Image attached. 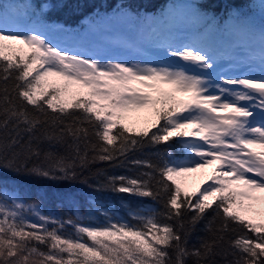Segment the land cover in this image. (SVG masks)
Wrapping results in <instances>:
<instances>
[{
  "label": "snow or ice",
  "instance_id": "6c2138e0",
  "mask_svg": "<svg viewBox=\"0 0 264 264\" xmlns=\"http://www.w3.org/2000/svg\"><path fill=\"white\" fill-rule=\"evenodd\" d=\"M51 7L0 6V264H216L221 254L233 256L227 264H264V222L243 214L255 211L260 198L253 193H264V0L259 23L251 8L230 9L221 25L215 14L190 7L188 20L198 31L188 43L160 31L175 19L171 11L141 16L121 4L112 17L89 25L96 31L113 21L135 22L140 40L118 45L142 56L147 30L158 59L61 48L46 33L67 30L41 18ZM216 33L244 52L229 69L209 42ZM141 119L148 127L127 123ZM170 141L183 159L167 150L159 164L136 159L131 163L147 171L110 176L102 185L162 204V210L130 211L135 223L107 213L102 225L60 220L24 202L4 180L5 172L75 180L77 169L115 164L145 146L170 148ZM213 165V182L202 191L182 188L185 173ZM209 210L208 235L190 248L189 237ZM230 232L232 251L221 253Z\"/></svg>",
  "mask_w": 264,
  "mask_h": 264
},
{
  "label": "trees",
  "instance_id": "16d2710c",
  "mask_svg": "<svg viewBox=\"0 0 264 264\" xmlns=\"http://www.w3.org/2000/svg\"><path fill=\"white\" fill-rule=\"evenodd\" d=\"M184 1L187 0H0V6L18 5L23 8L24 5L32 4L36 5L38 11L42 3H50L52 7L43 13L41 17L45 24L53 26L58 24L66 30H81L80 32L85 38L88 37L93 40L98 35H102L109 25H117L120 21H113L96 31L90 30L89 25L98 17H112L121 4H125L133 13L139 12L141 16L151 14L162 17L163 14L172 11V8ZM190 1L193 2L194 8L215 14L218 23L221 25L226 22V15L230 9H242L245 13H248L251 8L255 13L254 19L259 23V0ZM132 26L135 27L136 25ZM164 31L174 35L172 26L169 29L164 26ZM105 47H108V45ZM128 124L137 130L148 127V124ZM155 130V128H152L150 132ZM176 139L179 138H173V140ZM92 140L95 141V137H92ZM169 143L172 144L170 148L165 145L145 146L129 153L126 159L121 157L115 164L92 163L85 169H77L79 175L75 180L36 178L27 174L17 175L11 172L3 174L4 180L10 188H15L19 192L24 202L35 203L41 213L60 220L80 217L83 218L85 224L102 225L107 222L104 215V213H107L113 220L121 218L135 223L129 216L130 211H137L149 206L162 210V204L156 203L150 198L113 192L109 188H103L102 185L108 183V177L110 176L132 177L147 171L145 168L133 165L131 163L133 160H150L154 164H159L161 162L159 155L166 150L171 151L176 158L184 156L178 145L171 141ZM58 151L62 155L68 154V150L65 148H60ZM41 161L42 158L41 160H33L29 166H31V163H41ZM213 214L212 210H209L206 219L201 221L191 233L188 240L190 248L199 246L200 240L208 235L206 225L212 219ZM187 218L185 217L186 220ZM30 219L35 220L36 218L30 217ZM66 231L71 233L73 230L68 226ZM234 235L231 232L226 235L225 242L219 249L221 253H231L232 250L228 246V240ZM232 259L231 254L227 256L221 254L215 258L216 264H227V261ZM188 264H194V261L189 259Z\"/></svg>",
  "mask_w": 264,
  "mask_h": 264
},
{
  "label": "rangeland",
  "instance_id": "374dc122",
  "mask_svg": "<svg viewBox=\"0 0 264 264\" xmlns=\"http://www.w3.org/2000/svg\"><path fill=\"white\" fill-rule=\"evenodd\" d=\"M6 2V1H5ZM194 7L192 1L187 0L177 4L175 8H172V13L175 14V19L171 24L160 25V31H164V26L171 28L178 40H182L184 43L190 42L191 36L198 31V28L189 23L188 9ZM148 16L160 18L158 15L146 14ZM226 23V22H225ZM223 23V24H225ZM136 25L135 27L132 25ZM54 26H59L58 24ZM60 27V26H59ZM81 31V30H80ZM79 30H67L66 32H49L46 33L53 43L59 45L61 48L70 51H80L85 54H95V52H108L110 55L118 58L131 59L136 56L137 59H158L159 50L155 47V38H148L147 30H145V38L142 44L143 55H137L135 51L127 48L120 47L118 42L120 41H137L141 38V28L137 23L131 22H118L117 25H109L108 29L104 31L102 35H98L95 39L85 38L82 32ZM83 40V41H82ZM86 40V41H84ZM210 44L217 52V54L224 57L220 61L224 69H229L230 65L244 56L242 50H231L230 45L234 43L233 39L222 34L216 33L210 38ZM108 45V47H105ZM229 57H232L230 60ZM178 99H185L186 97L177 93ZM141 116L148 115L147 111L140 113ZM153 116H149V120H152ZM128 123L147 124L144 120L128 121ZM177 159H183L177 158ZM216 166H210L204 169H198L194 172L185 173L180 179L181 186L185 191L196 192L198 189L203 190L208 183H212L211 176L214 174ZM254 196L260 199L255 203V211L243 213L246 219H252L254 222H264V193H253ZM247 203V201H246Z\"/></svg>",
  "mask_w": 264,
  "mask_h": 264
}]
</instances>
